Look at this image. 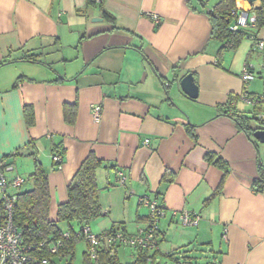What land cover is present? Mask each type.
Returning <instances> with one entry per match:
<instances>
[{"label":"crops","instance_id":"crops-1","mask_svg":"<svg viewBox=\"0 0 264 264\" xmlns=\"http://www.w3.org/2000/svg\"><path fill=\"white\" fill-rule=\"evenodd\" d=\"M219 1L0 0V154L25 190L36 152L52 217L93 151L104 161V215L93 232L145 229L150 209L141 200L149 197L164 206L158 261L202 248L203 262L264 264V188L255 185L264 144L225 113L232 107L264 121V25L231 49L211 37L208 12ZM246 1L236 7L255 14L261 1ZM245 69L255 74L248 83ZM189 73L196 98L181 86ZM183 212L198 223L183 224ZM120 251L132 261L133 249Z\"/></svg>","mask_w":264,"mask_h":264},{"label":"trees","instance_id":"trees-1","mask_svg":"<svg viewBox=\"0 0 264 264\" xmlns=\"http://www.w3.org/2000/svg\"><path fill=\"white\" fill-rule=\"evenodd\" d=\"M260 1L261 6L255 9L256 27L258 29L264 25V0ZM94 2L98 1L90 0V3ZM235 7L236 0H220L213 9L208 12L212 22L211 37L221 42H226V46L231 49H236L243 38L248 36L251 37L252 35L250 33L251 29L233 30L231 28L234 22L232 10H234ZM104 17L111 21L114 20L113 16L106 11H104ZM236 98L237 97H231L230 99L233 101L236 100ZM225 113L231 116L237 122L238 126L250 137L253 136L257 129L264 127V121L262 122L260 118L237 114L232 107H227ZM251 121H254L253 125L250 123ZM54 152V154L62 156L56 148ZM32 155L35 160L34 171L29 176V179L32 181V187L23 190V185L17 190L18 197L14 206V222L22 233L27 251L32 256L46 258L49 264H57V257L60 259L66 257V264H73L77 243L83 240L86 243V248L83 251L82 264H215L214 262L201 261V259L204 258L201 254L204 252L202 248L197 249L194 256L186 255L189 253V250H181V256L178 255L179 251L174 250L167 255L166 258H169V260L163 262L158 261L157 258L160 255V250L158 248L159 225L157 230V243L154 247H128L134 251V257L130 262H122L119 257L120 249L127 247L120 244H116L112 248L99 246L93 257L90 251L89 241L86 239L83 231L86 227H90V222L92 220L98 219L104 215L100 203V189L97 183V171L102 167L104 161L97 157L93 151L89 153L68 185L67 199L58 204L55 217H52L50 215L51 193L48 175L39 162L36 152L32 153ZM208 158L212 160L213 156L208 155ZM215 162L221 167L224 165L223 161L220 159ZM56 165L57 164L54 162V166ZM261 168V178L257 180L255 184L259 190L264 188V167ZM159 206L162 205L159 204ZM148 219L150 220V214ZM61 223H65L67 229H63L60 226ZM73 223H77L79 226L78 231L73 228ZM116 229L128 232L121 226H118L116 228L112 227L102 230L97 234L111 232ZM90 231L95 233L91 228ZM58 243L60 244L57 251L52 253V246Z\"/></svg>","mask_w":264,"mask_h":264},{"label":"built area","instance_id":"built-area-1","mask_svg":"<svg viewBox=\"0 0 264 264\" xmlns=\"http://www.w3.org/2000/svg\"><path fill=\"white\" fill-rule=\"evenodd\" d=\"M232 15L234 16V22L231 27L233 30L256 28V16L255 14H251L247 9L235 7L232 10ZM259 46L263 47L264 42H259ZM241 78L244 83H248L255 79V74L249 69H245ZM241 97L248 99V92L244 91ZM92 112L96 122H100L101 107L98 105L92 106ZM53 161L57 164L58 168L62 167V156L53 154ZM13 171L14 166L0 154V264H49L48 259L37 258L27 251L22 233L14 222V206L18 197L17 190L24 185L25 180L21 176L11 175ZM141 202L150 209V220L145 229L140 228L134 234L124 232L121 229L101 234L92 233L90 227L84 229L83 232L89 241L93 257L99 246L112 248L116 244H120L132 248H146L156 245L159 220L164 213V206H159L156 200L149 197L142 198ZM180 220L185 225H196L198 223V218L191 216L187 212H183L180 215ZM59 244L52 246V253L57 251Z\"/></svg>","mask_w":264,"mask_h":264},{"label":"water","instance_id":"water-1","mask_svg":"<svg viewBox=\"0 0 264 264\" xmlns=\"http://www.w3.org/2000/svg\"><path fill=\"white\" fill-rule=\"evenodd\" d=\"M250 1L253 0H247L246 1V5L250 4ZM97 20H102V18H95L93 19V21H97ZM181 86L183 88V90L190 96L193 98H196L198 96V85L195 82L194 76L192 73L187 74L182 80H181ZM254 138L264 144V127L257 129L254 134H253Z\"/></svg>","mask_w":264,"mask_h":264},{"label":"rangeland","instance_id":"rangeland-1","mask_svg":"<svg viewBox=\"0 0 264 264\" xmlns=\"http://www.w3.org/2000/svg\"><path fill=\"white\" fill-rule=\"evenodd\" d=\"M97 219H94L90 222V226L93 227L94 231H96L97 229V224H95V221ZM60 226L63 228V229H67V225L65 223H61ZM73 228L76 229L77 231L79 230V226L77 225V223H73L72 224ZM85 247H86V243L83 241V240H80L78 241L77 243V246H76V249H75V259L73 261V264H82V261H83V251L85 250ZM128 248V247H126ZM123 248H121L120 250H122ZM120 254H122V252L120 251ZM121 259H122V262H125V259L126 258H123L121 256ZM66 260L67 258L64 257V258H56V263L57 264H66ZM201 261H203L201 259Z\"/></svg>","mask_w":264,"mask_h":264}]
</instances>
